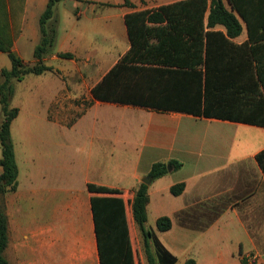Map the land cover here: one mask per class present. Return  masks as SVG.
Wrapping results in <instances>:
<instances>
[{
  "label": "crops",
  "instance_id": "crops-1",
  "mask_svg": "<svg viewBox=\"0 0 264 264\" xmlns=\"http://www.w3.org/2000/svg\"><path fill=\"white\" fill-rule=\"evenodd\" d=\"M63 1L74 3L71 11L77 17L85 12L77 1L86 4L92 18L99 7L106 9L95 26H105L116 43L94 48L73 28L62 29L58 7ZM96 1L62 0L55 5L57 38L43 60L53 70L22 79L34 82L32 94L46 108H40L46 110V122L15 129L20 108L12 123L18 186L0 195V208L8 216L7 259L11 264H102L103 257L116 264H138L139 253L141 264H149L132 203L153 164L175 160L181 167L171 166L149 185L146 226L176 257V264L190 258L196 264H246L242 255L247 252L264 264V169L257 159L264 151V86L251 52L258 44L250 41L247 23L240 17L242 33L232 39L241 50L210 60L209 76H204L209 92L203 96L201 114L103 101L94 98L92 89L132 46L126 15L182 0H150L146 7L140 0H131L133 7L125 0ZM48 2L0 0V40L30 64L36 62L40 18ZM124 28L127 43L121 37ZM211 30L227 32L223 25ZM112 50L116 55L108 59ZM67 52L74 56L58 55ZM63 60L75 67L50 63ZM173 64L145 61L129 66L130 71L143 68L146 93L162 100L168 83L164 70H182L177 61ZM5 66L11 68L12 62ZM183 70L206 72V66L194 57L191 68ZM85 90L88 106L74 105L73 99ZM179 183H184L183 192L172 194L171 187ZM161 216L171 217V229H157ZM150 246L156 256L152 238Z\"/></svg>",
  "mask_w": 264,
  "mask_h": 264
},
{
  "label": "trees",
  "instance_id": "trees-1",
  "mask_svg": "<svg viewBox=\"0 0 264 264\" xmlns=\"http://www.w3.org/2000/svg\"><path fill=\"white\" fill-rule=\"evenodd\" d=\"M59 1L62 0H49L46 10L41 15L42 38L34 52L36 58L34 64L24 61L0 40V51L7 53L12 62L11 68L0 70L3 77L0 82V104L3 113V120L0 123L2 146L0 195L8 190H16L18 186L19 168L11 127L20 110L16 106H11L14 94L13 80H22L28 74H42L53 70V67L46 65L43 60L52 53L56 42L58 22L54 19V8ZM125 5L133 7L134 3L131 0H125ZM240 17L247 23L250 41L258 44V47L251 48V52L258 60V75L264 86V0H182L126 15L125 21L132 46L119 63L92 89L94 98L201 114L203 96L209 92L204 76L206 79L209 76L210 60L219 54L231 55L241 50L232 41L242 33ZM217 25H223L227 32L211 30ZM211 44L228 47L227 50H212ZM58 55L64 58L74 56L69 52L58 53ZM194 57L199 63H205L206 72L183 70L187 67L191 68ZM145 61L165 62L166 65H174L173 63L177 61L180 64L182 70H164L168 72V83L167 92L162 100H156L153 95L146 93L145 75L140 73L143 72L142 67L135 69L136 71H130L131 62L144 63ZM154 102H161V105ZM165 103L169 106L163 105ZM257 159L264 169V151L257 155ZM168 166L178 169L181 163L175 160L168 163L156 162L148 176L154 181L169 172ZM149 185L140 183L132 203L134 217L144 237L148 262L157 264V258L159 264H176V257L156 238L155 231L146 226L147 207L150 201ZM89 187L110 190L107 187L94 185ZM183 190L184 183L171 187L174 195H180ZM171 228V217L158 218L159 231H167ZM151 238L154 241L156 256L151 251ZM8 242V216L0 208V264H11L5 255ZM102 264H116V261L108 262L102 257ZM184 264H196V260L190 258Z\"/></svg>",
  "mask_w": 264,
  "mask_h": 264
},
{
  "label": "rangeland",
  "instance_id": "rangeland-1",
  "mask_svg": "<svg viewBox=\"0 0 264 264\" xmlns=\"http://www.w3.org/2000/svg\"><path fill=\"white\" fill-rule=\"evenodd\" d=\"M91 2L97 3L96 0H89ZM88 2V1H87ZM78 6L83 9L84 14L82 17H77L75 13L71 11V4H74L73 2H61L58 7V13L61 15L63 18V23H62V29L68 28L71 30L73 28L74 31L77 33H81L83 37L85 38V41L88 46H93L94 48H108L112 47L114 42L116 43L117 38H114L111 34L108 33L106 27L104 26V29L101 26H95L97 17L99 15H103L102 11L106 12V9L103 10L102 7H99L96 12L95 17H91L88 14V10L86 7V4H82L81 1H77ZM140 4L142 6H148L151 4L150 0H140ZM102 6V4H101ZM118 11V10H116ZM69 14V18L67 15ZM71 24V25H69ZM122 40L123 42L127 43V32L126 29L124 28L122 32ZM115 52L112 50L111 56H109L108 59L114 58ZM68 59V58H67ZM54 63V65L57 66H63L66 64V66L69 67H75L73 63L69 60H63L62 62H54L51 61L50 63ZM5 65H11V60L8 57L6 53L0 54V67H6ZM80 68L84 73H88V70L84 67L83 64H80ZM88 75V74H86ZM29 76H35L34 74H30ZM96 76V75H95ZM3 80V77L0 74V82ZM34 82H32V79H26V80H13V86H14V94L11 100V106H16L21 108V114L18 116V118L14 121L15 122V129H17L18 126H25V125H36V124H41L45 123L46 120L43 117L46 112V110H42L40 108L46 109L43 106H40L38 102L34 99V96L32 94V87H33ZM86 92L78 98L73 99L74 105H82L84 104L85 106H88L89 100L86 99ZM80 113V112H79ZM79 114H74V118H76ZM3 120V113L1 110V104H0V123ZM30 138L32 137L33 131H30ZM1 152H2V146L0 144V157H1ZM22 163V162H21ZM23 165V163H22ZM155 227V224L153 225ZM145 258V256H144ZM138 264H141V256L138 253Z\"/></svg>",
  "mask_w": 264,
  "mask_h": 264
},
{
  "label": "built area",
  "instance_id": "built-area-1",
  "mask_svg": "<svg viewBox=\"0 0 264 264\" xmlns=\"http://www.w3.org/2000/svg\"><path fill=\"white\" fill-rule=\"evenodd\" d=\"M242 256H243L246 264H257L258 257L256 254L251 253V252H247V253H244Z\"/></svg>",
  "mask_w": 264,
  "mask_h": 264
},
{
  "label": "water",
  "instance_id": "water-1",
  "mask_svg": "<svg viewBox=\"0 0 264 264\" xmlns=\"http://www.w3.org/2000/svg\"><path fill=\"white\" fill-rule=\"evenodd\" d=\"M168 168H169V170H171V169H172V167H171V166H168ZM151 181H152V178H151V177H149V176L143 180V182H144V183H146V184H150V183H151Z\"/></svg>",
  "mask_w": 264,
  "mask_h": 264
}]
</instances>
